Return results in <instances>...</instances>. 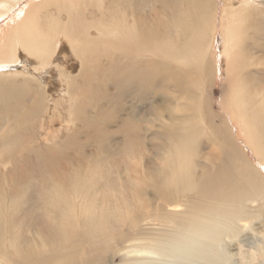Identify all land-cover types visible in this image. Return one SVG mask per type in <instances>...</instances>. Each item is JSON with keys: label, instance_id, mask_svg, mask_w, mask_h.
Wrapping results in <instances>:
<instances>
[{"label": "bare ground", "instance_id": "6f19581e", "mask_svg": "<svg viewBox=\"0 0 264 264\" xmlns=\"http://www.w3.org/2000/svg\"><path fill=\"white\" fill-rule=\"evenodd\" d=\"M41 1L0 0L5 108L51 114L53 98L77 100L84 83L96 84L104 53L115 67L112 117L140 131L156 127L164 152L155 174L135 177L138 205H99L74 183L69 209L64 196H47L54 226L27 229L23 246L21 223L11 224L14 213L0 201V264H69V249L88 243L97 246L84 264H114L123 250L120 264H264V18L249 20L262 9L257 0H213L210 23L208 0H113L105 9L106 0H44L59 13L44 19L34 5ZM218 33L231 83L223 105L213 95ZM124 225L156 236L117 248Z\"/></svg>", "mask_w": 264, "mask_h": 264}, {"label": "rangeland", "instance_id": "374dc122", "mask_svg": "<svg viewBox=\"0 0 264 264\" xmlns=\"http://www.w3.org/2000/svg\"><path fill=\"white\" fill-rule=\"evenodd\" d=\"M43 1L34 4L37 6L36 12L40 13L42 19L51 13L59 15L52 4L40 6ZM199 1L202 0H197V3ZM204 1L207 2V0ZM101 2L103 6L100 5V7L104 9L105 6L111 8L115 3L113 0ZM125 2L122 0L120 3ZM256 2L262 9L257 11L258 15L251 16L249 20L264 18V0ZM90 7V10L95 11L96 16H100L94 6ZM205 7L210 15L208 20L210 23L215 14L214 1L208 0ZM184 8H190V5L185 3ZM162 12L161 9L160 13ZM61 17L64 20L66 13H62ZM217 23L219 24L218 20ZM261 25L257 32L263 31L264 34V25ZM216 35L218 37L216 36L215 50L218 52L219 70L216 71L218 85L213 87V95L218 103L223 105V100L229 94L231 83L228 82L226 72L227 60L221 55V35L220 33ZM259 42L263 43L261 40ZM253 46L258 45L253 44ZM103 54L98 69L101 72L97 74L96 84L95 82L90 84L91 81L84 83L83 93L79 94L75 101H70L68 98L65 101L59 96L56 99L53 98L49 106L47 104L45 107L53 108L51 114H43V112L38 115L32 114L25 105H22L20 110L11 107L7 110L0 101V154H3L0 158V201L3 203L4 210L14 213L11 215L13 220L11 224L14 226L18 222L21 223L22 246L31 235L27 229H36L35 226L49 229L54 226V223L47 218L49 216L48 195H55L57 192L59 199L64 196L68 204L63 205L65 209H69L73 199L76 198V192L72 187L76 183L78 187H83L77 189L85 199H96L99 205L106 200L109 206L108 199L117 200L119 205H123L125 201L138 205V197L135 193L132 196L135 177L142 178L155 174L156 168L161 164L158 156L160 157L164 150L159 146L160 140L154 136L156 127L147 123V131L144 129L140 131L128 125L130 123H127L125 117H121V121L118 122L112 117L114 113L112 101L116 92L113 77L115 67L109 61L106 62ZM21 79L17 80L18 83ZM26 100L29 106L30 95ZM131 101L127 102V107L132 103ZM136 102L134 101L135 104ZM148 104H151V101ZM217 107L219 106L216 103V109ZM201 149L200 158L205 159V154L210 148L204 144ZM146 191L149 192L147 196L152 197L151 188L145 189ZM140 209L138 206L136 209L138 213L141 212ZM83 218L81 217L80 220ZM122 227L126 236L119 240L117 248L125 249L132 245H139L144 241H150V237L156 236L154 235L156 232L135 234L128 228L129 225ZM71 242H68L69 247ZM111 244L115 247L116 243ZM75 246L69 249L71 251V253L68 252V258L71 256L69 264L72 262L84 264L83 258L87 251L89 253L95 250L97 244H82L76 248ZM117 255L114 258V264L124 262V257H127L125 250Z\"/></svg>", "mask_w": 264, "mask_h": 264}]
</instances>
